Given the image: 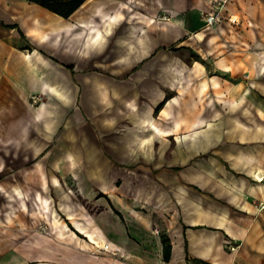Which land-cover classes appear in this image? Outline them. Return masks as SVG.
<instances>
[{
  "label": "crops",
  "instance_id": "0c3cea01",
  "mask_svg": "<svg viewBox=\"0 0 264 264\" xmlns=\"http://www.w3.org/2000/svg\"><path fill=\"white\" fill-rule=\"evenodd\" d=\"M229 10L209 30L207 0H86L69 18L0 0V215L50 202L84 251L97 225L96 251L126 259L264 264V0ZM29 220L0 223V264H67Z\"/></svg>",
  "mask_w": 264,
  "mask_h": 264
},
{
  "label": "rangeland",
  "instance_id": "374dc122",
  "mask_svg": "<svg viewBox=\"0 0 264 264\" xmlns=\"http://www.w3.org/2000/svg\"><path fill=\"white\" fill-rule=\"evenodd\" d=\"M209 5H210V10L214 8L210 3H209ZM228 11H230L229 10V4L227 6V11H224V12H228ZM223 22L225 23V20L222 17V22H220V24H222ZM196 54H198V53H196ZM32 103H33V101H32ZM17 183H22V182H17ZM25 186H27L26 182H25ZM27 199H29L31 201L33 200L28 196H27ZM34 199L37 200V202H39L41 206L46 205V199L44 197H41L38 195ZM8 200H9V198L7 199V201ZM31 201L29 202V205L32 204ZM0 203L2 205H4V202H0ZM41 206H37V208L40 209ZM6 207H7V210L6 211L3 210L2 211L3 215H2V213H1L2 216L0 215V223L1 224L4 225L3 220L4 221L7 220V221L11 222L12 224L14 223V224H17L18 226H20V224L22 222L24 223L30 219L31 215H29V218H25V216L28 215V213L27 214H25V213L21 214L20 212H15L13 210L14 208L11 209L12 206L11 207L6 206ZM48 208H49V205L47 203V210H48ZM12 210H13V212H12ZM46 211L40 212V210H39L37 212H34V218H33V215L31 216L32 219L29 220V224L33 226V228L31 227L33 230L32 233L33 234L44 233L45 235H48L50 237H57V238H61V239L65 240L67 242V245H66L67 246V249H66L67 253L66 254H60V257L65 258V260L67 261V264H69V263L70 264H76V262H74V260H77V264H78V261H81L82 259H85V258H87V261H91V262H89L91 264H101V260L104 261V260H111V259L112 260L114 259V261H116V259H119L121 261L124 260V261H127L129 264H155V262H156L155 261L156 258H155L154 254H153V257L151 260H142V259L138 260L134 256L128 257L126 259L125 257L121 256L122 252L120 250H115V251H112L111 253L98 252V251H102V250H106V251H110V250L107 248V242L105 239L104 231L102 230V228H100L97 225H94L92 227L93 228L92 229L93 234L91 236L92 238L94 237V239L97 241V243L92 242L88 237H86V236H88L87 235L88 230H84V233L86 232L85 235L84 234L82 235L80 232H78V233H80L79 235L82 239L81 241H84L85 244H87L90 248L95 249V250H91V251L81 250V248L80 249L78 248L80 240H78L79 243L77 241V243L74 244V240L72 239L73 237H72L71 232L63 233L62 230H60V228L51 229L50 225L47 223L48 214L46 213ZM79 215L82 216V214H79ZM52 216L53 215H51V213H50V219L52 218ZM61 216L63 217V219H66L65 218L66 216H64L62 213H60V217ZM83 216H84V218H87V221L91 217V215L88 212H84ZM53 220L54 219L52 218V222H51L52 224L54 223ZM83 220H86V219H83ZM72 228L74 229V227H72ZM7 230H8L7 228L2 229V231H4V232ZM159 231L161 233L164 231V229L161 228V229H159ZM87 242L88 243L92 242L93 244L92 243L88 244ZM150 248H151V251L154 253L155 248H156L155 244H153L151 242ZM96 250H98V251H96ZM114 252H116V254H114ZM93 257H97V258H93ZM83 264H85V263H83Z\"/></svg>",
  "mask_w": 264,
  "mask_h": 264
},
{
  "label": "trees",
  "instance_id": "16d2710c",
  "mask_svg": "<svg viewBox=\"0 0 264 264\" xmlns=\"http://www.w3.org/2000/svg\"><path fill=\"white\" fill-rule=\"evenodd\" d=\"M29 1L37 3L60 16L69 18L71 17V15H73V13L76 10H78L85 3L86 0H29ZM163 103L164 102H162L156 108L157 111L160 109ZM101 195L105 196L108 199L109 203L111 204L115 212L122 219H124L122 213L113 206L109 197L106 194H101ZM160 234L163 243V259L165 262H169L172 252V244L167 234H165L164 232H161Z\"/></svg>",
  "mask_w": 264,
  "mask_h": 264
},
{
  "label": "built area",
  "instance_id": "2783aa9c",
  "mask_svg": "<svg viewBox=\"0 0 264 264\" xmlns=\"http://www.w3.org/2000/svg\"><path fill=\"white\" fill-rule=\"evenodd\" d=\"M214 8L211 9L208 12H204L203 13V20H204V28L205 29H213L216 25H219L220 22H222V14L224 13V11H227V6L229 4L230 0H207ZM162 19L165 20H171L172 17L168 14H163L162 16H160ZM228 21L232 24H237L240 22L239 18H234V15H230L228 17ZM41 99L40 96H33L32 97V101L33 103H37L39 100ZM262 181H264V173L262 174L261 178ZM260 210H262L264 212V202H261L259 204ZM227 247L232 250L235 251V249L237 248L236 246H234L230 241L226 242Z\"/></svg>",
  "mask_w": 264,
  "mask_h": 264
},
{
  "label": "bare ground",
  "instance_id": "6f19581e",
  "mask_svg": "<svg viewBox=\"0 0 264 264\" xmlns=\"http://www.w3.org/2000/svg\"><path fill=\"white\" fill-rule=\"evenodd\" d=\"M48 203V205H49V208H50V213H51V215H53L52 216V218L54 219L53 220V224H52V226H57V227H61V226H63L64 228H65V230H67V231H70V224L68 225L67 224V222L62 218V217H60V215H58V213L54 210V209H52V207H50V202H47ZM73 229V228H72ZM73 231V230H72ZM75 231V230H74ZM89 235H91V234H89ZM74 236H77L76 234H74ZM92 236V235H91Z\"/></svg>",
  "mask_w": 264,
  "mask_h": 264
}]
</instances>
